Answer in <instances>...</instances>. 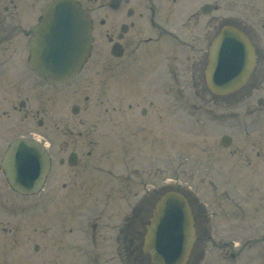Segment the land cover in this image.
Segmentation results:
<instances>
[{"label":"flooded vegetation","instance_id":"af4514ba","mask_svg":"<svg viewBox=\"0 0 264 264\" xmlns=\"http://www.w3.org/2000/svg\"><path fill=\"white\" fill-rule=\"evenodd\" d=\"M48 1L0 0V145L9 135L4 147H0V180L3 179L2 157L12 139L8 121L14 115L22 129L17 136H23V107L28 101V98L23 99V94L29 93V79L38 77L28 65L27 43ZM78 1L92 21L93 41L83 67L88 76L134 74L136 78H132L127 87L134 98L139 97L145 83L149 88L154 87L156 81L152 76H157L158 88L165 92L173 86L184 90L179 79L182 74L192 77L195 90L208 89L203 83L208 49L221 29L218 5L214 2L217 0H205L209 2L206 6V3L198 6L199 0ZM262 1L259 26L250 21L243 27L257 55V65L258 61L264 65ZM249 4L251 6L252 1ZM17 61L21 62L19 68L15 67ZM260 74L264 78V67L259 69L257 75ZM171 77L177 84L168 80ZM258 78L253 73L251 88H260ZM35 84L30 79V85ZM78 88L76 86L70 94L78 101L73 104L82 101ZM51 91L48 98L57 97L53 89ZM88 101L89 96L85 95L84 102ZM127 107L119 111L126 115V120L120 117L118 121V125L127 129L117 137L111 136L123 144L120 154L108 155L106 147L98 159H92L95 151L89 149L92 139L83 138L81 131L71 132L68 136L62 135L68 138L57 145L48 141L51 172L35 200L32 201L35 196L23 195V204L12 207L5 189L7 184L0 181V264H155L156 260L172 264L189 248L184 264H203L211 246L219 248L221 259L228 260L229 264H264V228L246 229L253 224L264 226V210L261 209L264 203L248 205L252 197L240 200L222 190L220 193L225 194L228 202L224 204L218 198L217 207L213 209L192 187L183 186L190 216L183 218L178 213L168 212L167 206L163 208L167 211L157 212L160 195L169 188L166 185L157 188L150 175L141 177L143 172L139 167L140 158L145 160L155 154L156 138L147 146L140 140L147 137L146 131L147 140L155 135L149 132V127L156 130V117L151 113L149 119H141L137 107L132 104ZM163 110L167 114V110ZM72 111L78 113L80 106L74 105ZM139 112L145 116L148 110L140 107ZM39 124L43 125V120H39ZM135 126L137 131L124 135ZM42 136V140H48ZM126 140L131 142L125 144ZM133 150L131 162L127 161L126 154ZM95 178L98 181L94 182ZM92 180L96 194L91 198L87 188L91 187ZM140 182L145 187L142 191ZM254 186L249 185V190L258 189ZM229 209L233 213L228 212ZM257 214L261 216L260 223ZM225 220L231 222L225 225ZM241 220L244 229L235 228ZM188 226L192 227L191 234L187 232ZM241 231L249 238L243 234L245 239L238 241L236 236ZM257 236L259 238H252ZM246 250L252 251L242 258Z\"/></svg>","mask_w":264,"mask_h":264},{"label":"rangeland","instance_id":"374dc122","mask_svg":"<svg viewBox=\"0 0 264 264\" xmlns=\"http://www.w3.org/2000/svg\"><path fill=\"white\" fill-rule=\"evenodd\" d=\"M202 1L204 0H199L198 4ZM249 1H252L251 6ZM214 2L219 4L220 25L225 21H234L240 25L252 21L259 26L262 0H217ZM20 63L17 61L15 67H21ZM261 67L264 65L258 61L254 72V76L259 77L260 88H251L252 79L247 86L226 96L214 95L208 89L195 90L196 87L189 74H182L179 77L184 91H178L173 86L171 92L159 90L157 76H152L153 81H156L154 85L156 88L153 87L155 90L142 86L143 89L138 98H130L128 95L129 88L127 87L131 85L130 80L136 78L134 74H129L127 77L115 75L106 77L88 76L85 72L82 78L67 88L53 90L57 97L52 99H49L48 95L55 88H50L45 83L44 86L36 85L38 87L36 88L35 85L29 83V93L23 94V99L28 98L23 108V134L34 133L40 137L44 135L48 139H45L46 141L57 145L60 140L68 138L62 135L68 136L71 132L81 131L83 138L92 139L89 147L95 150L92 159L93 157L98 159L101 150L106 147L108 155L120 154L123 144L117 143L111 136L117 137L127 129V126L122 128L121 124L118 125L120 117L126 120V115L119 111L124 110L122 107L128 109V104H132L133 107H137V113L141 119H149L148 116L151 113L156 117L154 121L156 130L153 131L148 126L149 132L155 133V137L151 136L147 140L149 134L146 131L147 137L140 140L141 144L145 143L147 146L156 138L155 154L149 155L145 160L139 159V167L143 172L141 177L150 175L157 188L163 185L175 188L190 186L205 198L213 209L217 207L218 198L223 203L228 202L225 194L220 193L222 190L228 191L229 196L240 200H245L244 197H252L248 205H259L264 203V78L262 74L257 75ZM168 80L172 83L176 82L174 77ZM76 85L80 86L78 93L81 94V104H73L78 102L76 96L74 99L71 95V97L68 96ZM31 87H33L32 90ZM85 95L89 96L87 103L84 102ZM74 105L80 106L78 113L72 111ZM140 107L147 108L148 113L145 116L140 114ZM163 108L167 110V114ZM17 118L14 115L8 121L12 127L11 138L22 133ZM39 120H43V125L39 124ZM133 130H136V126L128 129L124 135L129 136ZM224 134L232 138L227 146L221 142ZM8 139L9 135L3 139L1 148ZM130 142L131 140H126L124 143L129 144ZM258 151L259 154H257ZM134 153L133 150L126 154L127 161L131 162ZM116 163L115 160L114 164ZM148 169H150L149 172ZM1 180L2 184L6 185V182ZM98 180L102 181V178L98 177ZM98 180L95 178L94 182ZM90 183L91 187L89 185L87 191H91L92 198L96 190L93 180ZM249 185H255L254 187L258 189L254 188L251 191L248 188ZM215 186L219 188L215 190ZM140 187L141 191L145 188L143 182H140ZM5 189H7L12 207L16 205L19 207V204H23V196L8 189L7 185ZM35 199L36 196L32 197V201ZM31 203L34 204V202ZM11 211L14 212V210ZM227 211L233 213L232 209ZM10 218L13 219L14 216ZM260 218V214H257L258 223H260ZM228 222L231 221L225 220V225ZM240 222L242 220L237 221L235 228L244 229V224ZM255 227L264 228V226L253 224L246 229ZM241 232L236 236L238 241H243L248 236L244 231ZM243 234L246 236L243 237ZM252 238H259V236ZM251 251L243 252L242 258L248 257ZM219 252H221L219 248L211 246L203 264H229L228 260L221 259Z\"/></svg>","mask_w":264,"mask_h":264},{"label":"water","instance_id":"95a60500","mask_svg":"<svg viewBox=\"0 0 264 264\" xmlns=\"http://www.w3.org/2000/svg\"><path fill=\"white\" fill-rule=\"evenodd\" d=\"M89 18L75 0H52L34 28L30 42V65L53 83L75 76L85 61L91 42ZM234 38V39H233ZM230 39H233L230 42ZM231 43L230 54H220L219 73L213 74L214 48ZM247 37L234 27H225L210 49L207 82L216 94H227L246 83L255 63ZM3 166L11 186L32 194L42 187L50 168L48 152L41 143L23 137L8 148ZM181 200L183 195L169 191L162 198ZM183 259V258H182Z\"/></svg>","mask_w":264,"mask_h":264}]
</instances>
